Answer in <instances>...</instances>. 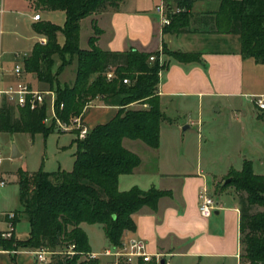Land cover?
Segmentation results:
<instances>
[{
  "label": "crops",
  "instance_id": "1",
  "mask_svg": "<svg viewBox=\"0 0 264 264\" xmlns=\"http://www.w3.org/2000/svg\"><path fill=\"white\" fill-rule=\"evenodd\" d=\"M160 1L120 0L118 5L105 6L79 22V46L82 23L85 21L90 25L87 46L81 49L90 48L88 38L95 35V23L99 30L95 45L101 50L125 51L134 48L141 52H158L159 59L167 62L159 73L157 86L159 109L163 115L159 145L152 148L141 140L124 138L123 146L139 156L140 164L131 173L121 174L117 183L120 191L135 186L144 191L155 189L162 195L154 207L144 205L132 214L134 228L123 235L143 238L149 251L161 253L170 264H241L239 194L232 185L224 186V182L231 171L242 168L245 160L251 161L255 173L264 174V112H260L253 101L255 95H264V64L241 55L239 35L209 30L208 15L218 10L221 0H184L182 5L187 10L189 22L186 30L181 32H163L155 10ZM164 1L169 8L180 7L181 0ZM37 7L35 0H0V89L16 82L17 77L12 70L20 63L16 52L9 51V39L3 36L1 29L6 14L21 11L20 14L24 16L20 23L29 27L33 34L27 38L34 39L23 51L29 56L36 42L45 41L35 31L34 25L42 19V12H52L39 7L41 18L34 20ZM6 33L9 35V31ZM163 48L170 53L192 54L195 59L178 60L163 53ZM73 61L75 72L70 84L60 83L56 79L58 73L52 67L51 72L59 84H73L76 57H73ZM56 64L59 66L60 62ZM21 79L35 89L51 91L49 84L38 80L33 72L24 69ZM246 100L255 108V117L251 112L254 109ZM3 105L12 106L14 116H18L20 107L0 94V109ZM129 106L146 107L135 102ZM208 108L214 112H220L223 108L230 110L235 123L226 122L225 125L238 132L241 139L236 138L234 147L226 133L204 136L209 145L203 155V135L198 134L196 158L192 165L191 160L185 159L190 143L178 131L171 133V123L174 115L180 114L185 117L184 125L190 129L195 123L192 116L194 111L201 115ZM118 109L115 103L95 98L85 110L84 122L90 129L94 128L108 122ZM197 121L200 125V118ZM163 124L168 128L166 133H163ZM16 173L0 170V179L7 184L11 176L16 185ZM201 185H205L216 199L217 208L210 217H203L198 211V190ZM1 207L0 233L8 231L9 213L14 214L18 210ZM29 231H22L23 236L18 235L13 225L12 235L23 240L28 237ZM87 236L93 250L98 251L108 245L107 241L106 245L96 248L88 233ZM34 251L0 247V264H42L36 260Z\"/></svg>",
  "mask_w": 264,
  "mask_h": 264
},
{
  "label": "trees",
  "instance_id": "2",
  "mask_svg": "<svg viewBox=\"0 0 264 264\" xmlns=\"http://www.w3.org/2000/svg\"><path fill=\"white\" fill-rule=\"evenodd\" d=\"M36 5L48 11H63V26L49 20H40L35 31L45 38L36 42L30 55L23 60V68L36 74L38 80L47 82L55 93L56 116L68 122L70 117H84L88 104L95 98L119 106L108 122L91 128L84 139L74 138L76 151L72 169L53 172L18 170L20 209L10 220L13 225L22 215L30 223L27 238L0 237V247L8 250L48 247L54 249L60 241L75 245L76 253L57 256L54 264H74L81 253L91 251L83 224H100L109 245H119L125 231L134 228L132 214L140 207H154L162 192L131 187L120 191L117 183L121 174H128L140 164L137 154L126 149L124 138L138 139L146 145H159L160 123L163 115L159 109L157 86L159 73L167 62L159 59L158 52H141L134 48L125 51H105L95 45L99 30L95 23L94 36L88 38L89 49L79 46L80 20L105 6H116L120 0H35ZM170 15V24L163 32L185 31L188 13ZM213 33L237 34L240 53L264 64V0H221L217 11L208 15ZM60 34L64 44L58 42ZM167 53L181 61H191L189 53ZM58 56L59 73L76 57L73 84H59L51 70ZM154 56L153 60H149ZM114 76L107 79L106 72ZM128 78V83L123 79ZM145 104L133 108L131 103ZM60 104H63L60 108ZM12 106L0 109V132H27L48 134L54 123L46 126L47 103L34 109L20 107L14 116ZM75 133V132H74ZM76 135V133H75ZM229 182L239 192V242L241 264H264V174L253 171L249 160L239 171H231ZM256 206V207H255ZM257 207L261 208L260 210ZM87 264H97L89 260Z\"/></svg>",
  "mask_w": 264,
  "mask_h": 264
},
{
  "label": "rangeland",
  "instance_id": "3",
  "mask_svg": "<svg viewBox=\"0 0 264 264\" xmlns=\"http://www.w3.org/2000/svg\"><path fill=\"white\" fill-rule=\"evenodd\" d=\"M40 10L41 9L39 7L35 8V11L37 13H40ZM22 11L25 12L26 10L23 9ZM20 13L21 11H18V13L9 12V14H6L5 23L2 25L1 29L4 33L3 36L9 39V51H12L13 53L16 52L18 54L16 55V58L23 66V59L28 57L27 54H23V51L29 47V43H31L34 39L27 38L28 36H31L33 34L30 33L29 27L27 28L26 26L20 23V19L24 18V16ZM42 13L43 17L41 20L47 19L50 22L55 23L56 25H64L65 14L63 11H52ZM8 31L9 35H7L6 33ZM89 33L90 25L84 21L81 25L80 47L87 46V37ZM64 40L65 39L63 34H60L58 42L61 46L64 44ZM58 61V56H55L53 68L55 69L56 73L58 70L56 62ZM74 72L75 63L73 61L71 64L67 65L62 72L56 75V79L60 83L70 84L73 80ZM45 97L47 98L48 107L46 114L47 120L45 119L44 123L46 126H50L52 122H50V119L48 118L51 116V96L47 95ZM246 102L250 105L251 108H253L252 104H250L248 100H246ZM253 109L254 110L251 109V112L255 117L256 111L255 108ZM174 116V121L173 123H171V133H174V130H176L180 135H184V137L189 141L190 144L185 159L191 160L192 165L195 162L196 158V142L198 140V134L200 136L203 135V149H201L203 155L206 151V147H208L209 145V142L205 140V137H208L209 134H228L230 137L229 142L233 143L234 147L237 144L236 138H238V140L241 139V137H239L238 132L232 131L229 127L225 125L226 122L235 123L234 116L232 115L231 111L225 108H223L220 112H214L208 108L205 109L203 114L201 115H197L196 111H194L192 116L193 118H195V123L191 126L190 129L185 130L182 129L184 126L185 117L183 118L180 114ZM199 118L202 121V124L200 121V125H198L197 123V120ZM164 126L165 125L163 124V127ZM198 127L200 128L199 130ZM166 129L168 128H163V133L167 132ZM75 137L76 135L74 133V130L64 131L59 129L55 124L53 130L50 131L48 134L35 133L32 135L27 132L1 133L0 147L2 149V159L0 160V170L9 173L18 171L20 169L33 172L37 171L40 168L44 171L49 172L57 171L59 169L69 171L72 169L74 160L73 154L76 151V143L74 142ZM14 147L19 153V156L12 158L11 154ZM227 179L230 180L228 176ZM228 187H231V185H229ZM1 205L5 206L6 208H9V210L20 208L19 187L17 184L15 185V183L12 182L11 176L9 177L8 183L5 184V186L0 187V208H2ZM257 209L260 210L261 208L257 207ZM82 227L84 230L87 231L93 246L99 248L107 244L105 234L100 224H83ZM14 229L16 231V234L21 236H23V234L21 233L22 231H29L30 223L27 217H21L20 220H18L14 224ZM38 249L40 248H37L36 250ZM66 249V241H60L59 244L53 250L55 252H63ZM90 249L93 250L91 246ZM87 262L88 260L81 255L74 264H87Z\"/></svg>",
  "mask_w": 264,
  "mask_h": 264
},
{
  "label": "built area",
  "instance_id": "4",
  "mask_svg": "<svg viewBox=\"0 0 264 264\" xmlns=\"http://www.w3.org/2000/svg\"><path fill=\"white\" fill-rule=\"evenodd\" d=\"M155 10L158 14L159 21L162 27L170 24V15L182 11L181 7L169 8L164 0H161ZM34 20H39V13L33 15ZM18 55L17 53L15 56ZM1 56V53H0ZM154 56H150L149 60H153ZM23 66L17 63L12 70L13 75L17 77L14 84L9 85L5 89H0V94H4L8 101L19 107L28 106L31 109L39 107L45 102V95L51 96V116L48 118L59 129L64 131L74 130L78 139H84L90 128L85 124L84 117L80 114L70 117L68 122L60 120L55 114L53 91H40L31 87L27 82L21 79ZM114 76L113 70L106 72L107 79ZM123 83H128V78H124ZM257 108L264 111V95H255L253 99ZM63 104H60L62 108ZM46 119V117H45ZM44 119V121H45ZM47 120V119H46ZM2 159V149L0 147V160ZM5 181L0 179V186H3ZM217 208L216 199L213 197L209 189L205 185H201L198 190V211L203 217H210ZM13 213H9L8 231L0 233V237L9 238L12 236L13 223L10 221ZM76 253L75 245L69 244L63 252H55L48 247H41L34 251L36 260L42 264H54V259L57 256H73ZM88 261L96 260L97 264H170L165 260L161 253L151 252L148 250L146 241L138 236L123 235L119 245H106L98 251H87L81 253ZM80 255V256H81Z\"/></svg>",
  "mask_w": 264,
  "mask_h": 264
},
{
  "label": "water",
  "instance_id": "5",
  "mask_svg": "<svg viewBox=\"0 0 264 264\" xmlns=\"http://www.w3.org/2000/svg\"><path fill=\"white\" fill-rule=\"evenodd\" d=\"M187 128H188V125H184L182 129L185 130V129H187ZM18 155H19V153L16 151V149H15V147H14L13 150H12L11 157H12V158H15V157H17ZM227 182H229V179H226L224 183H227Z\"/></svg>",
  "mask_w": 264,
  "mask_h": 264
}]
</instances>
